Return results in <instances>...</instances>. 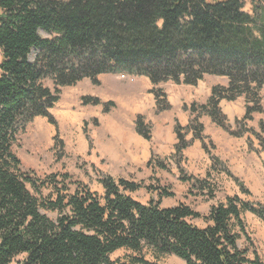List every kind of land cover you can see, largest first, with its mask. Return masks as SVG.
I'll return each mask as SVG.
<instances>
[{"label":"trees","instance_id":"1","mask_svg":"<svg viewBox=\"0 0 264 264\" xmlns=\"http://www.w3.org/2000/svg\"><path fill=\"white\" fill-rule=\"evenodd\" d=\"M251 2L252 14L244 11V0H0V264H116L111 255L118 250L140 253L145 248L186 264H264L239 246L243 214L264 223V204L228 198L211 208L208 226L199 228L189 220L202 216L189 206L145 205L128 195L142 184L102 172L103 198L77 183L74 192L64 186L56 199H43L42 189L57 177L41 180L24 171L14 152L19 134L34 119L47 118L55 125L50 110L62 89L85 79L100 86L101 75L148 78L157 112L171 109L161 84L195 87L205 76L228 79L227 86L213 87L204 103L184 106L189 124L175 126L180 172L193 141L207 149L202 117L244 137L251 132L246 127L253 115L263 112L264 0ZM240 98L246 112L237 125L244 128L235 131L220 104ZM82 103L102 106L104 113L116 106L90 96L82 97ZM135 130L152 140V127L142 115ZM147 168L167 169L154 154ZM70 181L64 174L62 182ZM161 195L172 196L167 191ZM44 210L58 212V219L51 220Z\"/></svg>","mask_w":264,"mask_h":264},{"label":"rangeland","instance_id":"2","mask_svg":"<svg viewBox=\"0 0 264 264\" xmlns=\"http://www.w3.org/2000/svg\"><path fill=\"white\" fill-rule=\"evenodd\" d=\"M244 11L252 14L251 0H244ZM45 85L54 89L51 80L45 81ZM160 86L169 93V96L166 93L167 102L171 105L170 110L162 112H157L156 98L152 93L154 86L143 77L108 75L100 86L83 81L75 87L62 89L59 101L50 110L55 125L47 118L34 119L19 134L14 146L24 171L34 173L41 180L57 177L56 183L42 189L41 198L56 199L57 192L64 186L74 192L77 183L103 198L105 192L98 176L102 172L116 180L122 178L142 184L140 190L128 195L145 205L155 201L161 208L189 206L202 216L189 220L199 228L208 226L205 217L211 208L225 204L228 198L239 197L242 201L264 204V89L261 92L263 112L254 114L253 120L247 124L250 133L241 138L234 137L211 120L204 132L207 149L203 148L201 141H193L184 152L183 172H180L177 158H174L178 142L175 126L179 123L186 127L189 123L185 105L204 103L208 98L205 99L206 94L198 86L188 91L183 85L177 87L172 82ZM178 90L182 91L180 99L177 98ZM86 96L99 98L104 103L113 102L116 106L104 113L102 107L84 106L82 97ZM222 102L221 109L228 125L235 131L243 130L244 125L238 127L237 122L245 115V99ZM139 115L152 127V140L147 142L142 138L144 144L151 147V156L158 157L167 169L152 170L145 163L136 164L132 160V155H140L142 146L126 138L129 132L137 135L135 121ZM114 122L121 124L120 133L123 135L119 138L123 139L122 144L117 136L112 144L109 142L111 137L107 136L106 128ZM186 138L192 140L193 133L189 132ZM64 174L71 176L70 183L62 182ZM183 177H190L192 181L184 182ZM236 179L249 194L241 189ZM164 191L172 196L161 198ZM43 213L54 221L59 217L58 212L44 210ZM242 217L245 233L241 234L239 246L248 251L250 259L258 256L264 263V223L251 213H244ZM134 259L151 264H186L173 255L157 257L148 248L140 253L121 249L111 255L116 264H134Z\"/></svg>","mask_w":264,"mask_h":264},{"label":"crops","instance_id":"3","mask_svg":"<svg viewBox=\"0 0 264 264\" xmlns=\"http://www.w3.org/2000/svg\"><path fill=\"white\" fill-rule=\"evenodd\" d=\"M106 76H108V75H101L99 77V81H100L101 84H102V80ZM112 76H118V75H112ZM143 78H145V77H143ZM145 79L149 80L148 78H145ZM83 81H90V80L85 79ZM83 81H81L80 83H78V85H80ZM200 85H202V87ZM218 85L227 86L228 85V79L225 78V77H219V76H205L204 79H203V81L199 82L197 86L201 89V91H203L206 94V97H205V99H206V98H209L210 97L211 92H212V88L215 87V86H218ZM177 87H178V85H177ZM183 87L186 88V91H188V89L196 88V87H192V86H183ZM160 88H162V87L160 86ZM173 92H174V90H173ZM166 93L169 96V93L168 92H166ZM180 97H182V91L178 90V96H177V98L180 99ZM170 99H171V97H170ZM222 103L223 102H221L220 107H221ZM98 107H102V106H98ZM188 115H189V120H190V114L188 113ZM210 121H211V119L209 117H206V116L203 117V119H202V123L204 124L205 127L207 126L208 123H210ZM188 124L189 123H187V125ZM120 126H121V124L120 123H117V122L108 124V126L106 128V131H107V136H110L111 137V139L109 140L110 144H112L113 139L115 138V136H117L119 138V137H121L123 135L122 133H120L121 132ZM117 128L120 129V130L117 131L116 130ZM129 139L135 140V142H137L140 146H142V150L140 152V155H138V156H133L132 155L131 156L132 157V160L136 164H141L142 165V163L143 164L145 163L147 165V163L151 159V147L150 146H146L144 144V140H142V137L138 136V134L135 135L134 133H130L129 132V137H127L126 140L128 141ZM118 140H119V144H122L123 143V139L119 138ZM135 183H137V182H135Z\"/></svg>","mask_w":264,"mask_h":264}]
</instances>
